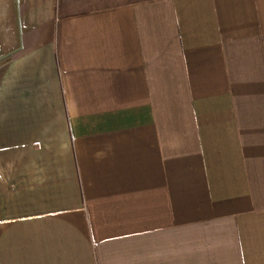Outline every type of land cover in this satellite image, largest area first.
Masks as SVG:
<instances>
[{
	"label": "crops",
	"instance_id": "0c3cea01",
	"mask_svg": "<svg viewBox=\"0 0 264 264\" xmlns=\"http://www.w3.org/2000/svg\"><path fill=\"white\" fill-rule=\"evenodd\" d=\"M0 264H264V0H0Z\"/></svg>",
	"mask_w": 264,
	"mask_h": 264
}]
</instances>
